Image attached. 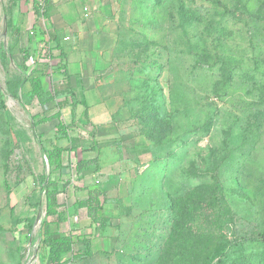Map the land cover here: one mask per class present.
<instances>
[{
    "label": "rangeland",
    "instance_id": "1",
    "mask_svg": "<svg viewBox=\"0 0 264 264\" xmlns=\"http://www.w3.org/2000/svg\"><path fill=\"white\" fill-rule=\"evenodd\" d=\"M106 1L80 11L91 28L103 26L100 16L109 28L85 37L88 47L101 41L87 55L98 69L88 67L86 81L77 84L79 91L108 96L118 128L104 123L96 130L85 107L73 111L69 102L62 108L69 138H56L58 120L38 126L44 140L67 147L78 138L89 140L95 130L98 137L100 152L63 155L73 169L59 182L60 189L66 186L59 202L68 207L61 229L93 233V255L67 264H202L216 241L207 223H193L192 217L214 179L232 215L231 242L218 244L207 264H264V0ZM36 21L31 3L0 0V264L47 263L39 235L46 218L42 180L59 173L50 174L31 124L34 114L50 113L55 102L41 104L29 96L20 51L40 48L36 36L28 37ZM39 23L49 27L43 18ZM87 56L74 53V63ZM28 63L35 66L33 59ZM43 80L50 89L51 79ZM97 155L100 170L76 173L79 159ZM95 183L107 192L105 230L90 228L86 210L73 206L87 196L82 187ZM172 196L177 202L171 207ZM30 217L31 228L19 221ZM176 219L193 229L184 227L186 237L173 241ZM158 222L165 230L153 255L147 251L154 248ZM76 248H84L83 242Z\"/></svg>",
    "mask_w": 264,
    "mask_h": 264
},
{
    "label": "trees",
    "instance_id": "2",
    "mask_svg": "<svg viewBox=\"0 0 264 264\" xmlns=\"http://www.w3.org/2000/svg\"><path fill=\"white\" fill-rule=\"evenodd\" d=\"M12 3L19 1H25L32 4L34 15L37 17V21L28 33L29 40L36 36L39 39V49H25L20 48L22 52V67L27 74V80L30 84L29 96L39 100L41 104L54 103V108L50 113L45 112L42 114H34L32 116V130L38 140L40 148L45 155L46 162L49 166L50 174L58 172L59 177L57 179L51 178L50 175H45L42 180V192L46 195V218L42 220L39 229V235L41 245L48 249L47 263L46 264H67L69 260L79 259L81 257L93 255V241L92 232L89 233H75L74 230L67 232L62 231L61 224L67 220L68 207L59 202V194L66 190V186L60 189L59 182L62 181V175L70 173L73 169V164L70 161H64V152L78 153L80 149L83 152H97L98 144L96 141V132L90 133V139H77L76 143L67 147L61 144V141L55 143L53 139H43L44 134L38 132V126L45 122L58 120L56 138L60 133L69 138L68 125L62 119V108L68 102L72 106L73 111L80 104L72 83L71 74L69 72V56L65 46L62 44V40L59 38L57 31L52 26L44 28L40 25V19H49V7L53 5L52 0H11ZM30 59L34 60L35 66H30ZM44 77L51 79V88L46 89L44 86ZM58 79L57 83H54ZM63 97V98H62ZM85 116L88 118L89 113L86 105ZM75 117V115H74ZM75 119V118H74ZM12 151H9L10 156ZM76 173L82 175L86 170L95 168L96 171L101 169L99 156L93 158L79 159L74 165ZM9 171V165H6L5 173ZM5 185L11 193L10 184L5 180ZM201 187V186H200ZM210 187V191L203 193L201 202V211L195 212L192 217L193 223L201 222L203 225L207 223L211 234L214 236L215 244L206 253L202 260V264L212 258L218 244L223 245L230 243L229 233L227 231L229 223L232 221V215L226 198L224 196L220 182L214 179V182L210 183L207 188ZM202 188H204L202 186ZM82 189L86 190L87 196L79 198L74 202V209L78 211L85 209L88 217L91 219L90 228L93 225H100L102 230L108 227L107 219L104 215L105 204L108 201L107 192L95 183L92 185H85ZM191 198V197H190ZM186 197L184 202H188ZM171 207L177 202L175 197H171ZM40 204H35L37 209ZM203 207H205L206 212ZM172 212V211H171ZM197 213L201 215L198 218ZM165 219V217H164ZM177 220V219H176ZM175 220L177 227L174 229L175 239H184L186 235L182 234L185 229H193L192 224L185 225L182 220ZM21 222H26L27 227L31 228L34 224L35 218L19 219ZM159 232L154 243V248H150L147 253L155 254V245L161 241L163 236V229L165 226L162 222H158ZM173 230V228H172ZM202 238H206L205 233L199 232ZM83 242L84 248L77 249V242ZM183 244H181V247ZM163 250V249H162ZM161 250V252H162ZM164 251V250H163ZM168 254V249L166 250ZM68 254H72V259H66ZM174 261V257L172 258ZM177 263L182 262L179 258H176Z\"/></svg>",
    "mask_w": 264,
    "mask_h": 264
},
{
    "label": "crops",
    "instance_id": "3",
    "mask_svg": "<svg viewBox=\"0 0 264 264\" xmlns=\"http://www.w3.org/2000/svg\"><path fill=\"white\" fill-rule=\"evenodd\" d=\"M52 1H53V5L48 9L49 19H45V20H47L49 27L52 26L53 28L56 29L59 38L62 40V44L65 46L66 51L68 52L71 83L78 99L80 100V104H78V106L82 104L86 109V105H87V109L89 113L88 122L90 123V126L93 127L96 126L95 127L96 130H98L97 128H99L100 124L108 123L109 127H111L113 131L118 128V127L115 128V126L119 125L118 124L119 115L118 114L116 115V112H114L113 109L109 108V105L106 102L109 100L107 98L108 96L107 97L104 96L103 93L98 94V91L85 92L84 90L82 91L81 87H80L81 94H79L80 91L77 84V82H79L81 78H84L85 75H89L87 73L88 67H90V69L93 70L98 69L96 68L97 62L95 61V59H93L92 57L88 59L87 55L91 54V52L96 53L98 51L97 48H99V45L101 44V41L99 39H94L92 42L93 44H91L88 47L84 44L85 37L95 38L101 36L104 33H106L109 28L108 25H105V23L108 21L106 16H102V18L100 16V19L104 21L103 26L99 28H94L93 25L91 28L89 25L90 21H88L89 18L83 19V16L80 15L81 14L80 11L85 7L86 8L90 7L91 9L98 8L100 5H106L107 1L106 0H52ZM68 45L71 46L73 45L72 48L73 50L71 49V46ZM78 51L80 52V54L83 53L87 57H84V59L81 58L79 62L74 63L73 56L74 53ZM82 70H85V72ZM84 79L86 81V78ZM85 81L83 83H85ZM91 83L92 80L90 78L89 84L91 85ZM97 89L99 90V88ZM80 95L82 96V99L80 98ZM91 106H93V110H94L93 112L91 111L92 110ZM97 152H100V149Z\"/></svg>",
    "mask_w": 264,
    "mask_h": 264
}]
</instances>
